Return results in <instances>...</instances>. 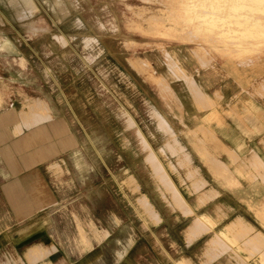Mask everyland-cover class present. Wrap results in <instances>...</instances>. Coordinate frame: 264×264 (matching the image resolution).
Returning a JSON list of instances; mask_svg holds the SVG:
<instances>
[{"label":"rangeland","instance_id":"obj_1","mask_svg":"<svg viewBox=\"0 0 264 264\" xmlns=\"http://www.w3.org/2000/svg\"><path fill=\"white\" fill-rule=\"evenodd\" d=\"M15 63L82 103L88 120L112 131L115 151L140 153L152 145L161 155L163 186L183 209L180 191L196 192L204 178L229 189L220 198L226 205L237 191H257L246 184L264 179L260 159L249 171L248 141L234 140L235 122L240 131L250 109L226 107L230 93L224 96L218 83L235 73L248 83L264 74V0H0L2 108L14 96ZM241 131L250 135L247 127ZM221 134L230 151L222 150ZM96 140L106 146L104 136ZM209 153L227 179L210 170ZM98 163L104 165L101 154ZM188 167L200 172H187L199 176L196 188Z\"/></svg>","mask_w":264,"mask_h":264},{"label":"crops","instance_id":"obj_2","mask_svg":"<svg viewBox=\"0 0 264 264\" xmlns=\"http://www.w3.org/2000/svg\"><path fill=\"white\" fill-rule=\"evenodd\" d=\"M14 66V96L4 108L0 97V264H264L263 178L245 186L257 191L236 189L226 205L220 198L229 189L204 178L206 185L187 197L166 171L186 201L183 209L163 186L161 155L152 145L140 153L115 151L108 144L112 131L88 120L66 89L56 93L44 75L34 79ZM248 78L235 73L218 83L224 96L230 93L226 107L248 105L250 120L240 124L250 135L235 122L234 140L248 141L249 171H257V158L264 172V74ZM98 135L107 139L104 148ZM220 137L222 150L230 151L227 137ZM207 160L227 179L213 154ZM190 167L185 174L196 188L199 176L187 172H200Z\"/></svg>","mask_w":264,"mask_h":264},{"label":"bare ground","instance_id":"obj_3","mask_svg":"<svg viewBox=\"0 0 264 264\" xmlns=\"http://www.w3.org/2000/svg\"><path fill=\"white\" fill-rule=\"evenodd\" d=\"M189 1V0H188ZM214 1V0H213ZM194 2V1H193ZM255 3V2H254ZM232 4V3H231ZM235 5V4H234ZM216 6V5H215ZM189 7V6H188ZM220 7V6H219ZM188 10V9H187ZM214 10V9H213ZM210 11V10H209ZM205 12V11H204ZM209 13V12H208ZM237 22V21H236ZM241 22H242V19H241ZM260 27H261V25H260ZM225 30V29H224ZM223 30V31H224ZM221 31V30H220ZM245 34V33H244ZM231 36V35H230ZM259 38V37H258ZM189 39V38H188ZM224 49V48H223ZM251 242H252V240H251ZM255 242V241H254ZM263 245H264V243H263Z\"/></svg>","mask_w":264,"mask_h":264}]
</instances>
